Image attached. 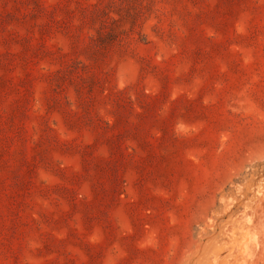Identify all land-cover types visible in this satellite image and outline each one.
I'll return each mask as SVG.
<instances>
[{"label":"rangeland","instance_id":"374dc122","mask_svg":"<svg viewBox=\"0 0 264 264\" xmlns=\"http://www.w3.org/2000/svg\"><path fill=\"white\" fill-rule=\"evenodd\" d=\"M0 264H264V0H0Z\"/></svg>","mask_w":264,"mask_h":264}]
</instances>
